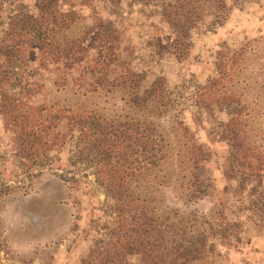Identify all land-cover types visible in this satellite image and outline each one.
<instances>
[{
	"label": "rangeland",
	"instance_id": "1",
	"mask_svg": "<svg viewBox=\"0 0 264 264\" xmlns=\"http://www.w3.org/2000/svg\"><path fill=\"white\" fill-rule=\"evenodd\" d=\"M165 1L59 0L75 19L60 35L79 36L97 18L115 25L121 52L141 75V91L164 80L162 103L153 99L139 109L121 85L86 90L87 84L73 79L75 70L43 62L28 45L19 48L13 75L1 85L27 102L24 109L46 104L151 122L162 139L163 155L151 166L133 164L137 175L128 191L158 215L165 241L202 232L209 245L202 263L264 264V0H226L230 8L221 20L207 16L191 28L183 58L173 53L172 32L159 15ZM16 12L37 14V0H2L0 37ZM220 66L225 70L215 97L233 93L240 103H197L201 85L218 76ZM177 120L207 151L197 169V182L206 191L200 199L188 194L192 152ZM63 122L55 130L65 139L39 164L25 156L19 126L7 124L0 110V264H80L95 245L109 240L117 200L100 174L105 163L99 154L93 158L79 152L78 131L66 133ZM230 131L236 133L234 141ZM52 133L45 137L51 139ZM127 264L148 260L131 254Z\"/></svg>",
	"mask_w": 264,
	"mask_h": 264
},
{
	"label": "trees",
	"instance_id": "2",
	"mask_svg": "<svg viewBox=\"0 0 264 264\" xmlns=\"http://www.w3.org/2000/svg\"><path fill=\"white\" fill-rule=\"evenodd\" d=\"M109 1L113 4L119 2ZM229 8L230 4L226 0L163 2L159 15L172 32L170 47L175 56L183 58L187 55L191 28L207 16L212 17V20H221ZM37 10V14L14 13L9 17L4 35L0 37V110L7 124L19 126V145L27 153L25 156L35 159L39 164L45 161L47 151L58 140L65 139L55 130L61 121H64L66 133L78 131L77 137L82 140L79 152L90 154L93 158L99 154L105 163L106 167L101 166L99 170L103 180L106 179L107 192L117 200L114 209L115 225L108 227V242L95 245L81 259L80 264H127L131 254H139L148 260V264L202 263L209 250L205 234H188L166 242L158 215L142 200L137 201L138 195L128 191V183L137 175L133 164L136 162L151 166L160 159V152L163 155L162 139L151 122L140 117L109 119L93 109L74 112L75 109L69 107L67 111L60 108L56 110V106L46 104L27 106L24 109L21 105L27 102L20 97L15 98L1 85L3 80L8 79V75H13L11 67L18 58L19 48L28 45L41 53L43 62L61 65L68 71L75 70L73 79L78 85L87 84L86 90L95 91L102 86L121 85L127 88L131 104L139 109L150 100L158 99L161 103L164 100L163 79H157L141 91V75L132 69L121 52L120 44L116 41L119 30L115 25L97 18L95 24L81 35L66 37L60 35L61 32L75 21L70 9L62 10L59 0H37ZM222 70L225 69L220 66L219 75L201 85L203 91L199 92L197 103L206 107L210 105V100H220V104L235 103V106L240 103V99L233 93L222 92L215 97L217 86L223 79ZM234 111L239 113L238 109ZM177 124L181 133L189 138L192 152L193 173L188 180V194L194 199H200L206 191L197 182V169L201 161L208 157L207 151L192 140L193 135L183 121L177 120ZM50 129L53 131L52 137L47 139L45 133ZM227 135L233 141L237 138L236 133L231 135V131Z\"/></svg>",
	"mask_w": 264,
	"mask_h": 264
}]
</instances>
